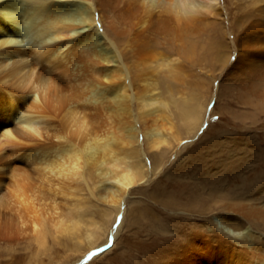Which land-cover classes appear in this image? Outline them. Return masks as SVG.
<instances>
[{"label":"bare ground","instance_id":"obj_1","mask_svg":"<svg viewBox=\"0 0 264 264\" xmlns=\"http://www.w3.org/2000/svg\"><path fill=\"white\" fill-rule=\"evenodd\" d=\"M225 2L0 0V264H264V18L213 56L246 146H198L215 107L173 96Z\"/></svg>","mask_w":264,"mask_h":264},{"label":"rangeland","instance_id":"obj_2","mask_svg":"<svg viewBox=\"0 0 264 264\" xmlns=\"http://www.w3.org/2000/svg\"><path fill=\"white\" fill-rule=\"evenodd\" d=\"M259 4H261V11L257 12V10H254L255 6L252 0H226L225 5L228 14L230 12L229 20L232 23L228 22L227 19H221V21L222 26L228 27V30L226 32L219 31L210 38L205 37L206 39L204 38L201 40V42L195 46L194 51L190 54L183 68V78H179L175 83L176 87L173 89V96L185 97L189 100V104L198 100L204 105V102L209 99L208 105L211 109L215 107L214 110H212L213 112L211 111L210 119H203L205 126L211 122H215V125L199 140L198 146L207 147L213 144L221 146L228 142L235 143L239 146H246L248 141L247 136L251 131H255L254 127L259 126L260 123L262 127L263 116L256 113L258 109L251 107L253 102H243L242 98L240 96L238 97L234 89L233 92H231L232 96L228 97L232 102L226 104V98L224 96L223 99L217 96L215 82L213 81L215 78H220L219 71L221 64L225 63L224 59L216 61L213 56H220L225 53V59L227 58L229 43L232 41L229 31L234 27V32L236 33L235 22H239V24L242 22L245 24L246 22L244 20H249L252 13H258L264 18V2ZM228 23L230 25H228ZM218 25L221 26V24ZM220 42L223 43V46L220 45ZM177 105L178 102L172 104L173 110L171 111V117L173 119L179 118L178 110L174 107ZM252 113L258 115V117H256L257 121L254 126H246L250 124L248 117L252 115ZM208 114L209 113H207L206 116H209ZM173 125L174 127L178 125L176 119L173 120ZM243 132H246V134L242 135ZM88 214L89 218L98 220L101 215V208L92 206ZM139 218L141 219L142 217L140 216ZM65 253L67 254L68 251H61V254ZM100 264H104V262H100Z\"/></svg>","mask_w":264,"mask_h":264}]
</instances>
